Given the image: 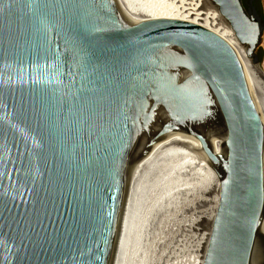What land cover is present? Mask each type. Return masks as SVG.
Wrapping results in <instances>:
<instances>
[{"label": "water", "instance_id": "1", "mask_svg": "<svg viewBox=\"0 0 264 264\" xmlns=\"http://www.w3.org/2000/svg\"><path fill=\"white\" fill-rule=\"evenodd\" d=\"M242 48L197 24L133 22L117 0H0V264H116L156 152L217 175L204 264H264L261 0H209Z\"/></svg>", "mask_w": 264, "mask_h": 264}, {"label": "bare ground", "instance_id": "2", "mask_svg": "<svg viewBox=\"0 0 264 264\" xmlns=\"http://www.w3.org/2000/svg\"><path fill=\"white\" fill-rule=\"evenodd\" d=\"M117 2L124 16L133 22L184 21L214 32L237 52L249 80L247 59L242 48L209 0H117ZM197 152L199 148L194 146L170 147L154 153L141 166L132 182L127 200L116 264H142V257L146 256L144 253L148 251L152 241H149L148 237L150 228L148 230L144 227L147 222L154 223L158 215L162 216L161 218L167 216L169 204L173 205L170 207L176 205V208L180 204L179 200L197 201V195L206 193L208 197L205 201L209 202V210L206 211L207 216L205 211L203 214L209 227L197 263L204 264L211 226L218 209L217 175L211 164L191 156Z\"/></svg>", "mask_w": 264, "mask_h": 264}, {"label": "rangeland", "instance_id": "3", "mask_svg": "<svg viewBox=\"0 0 264 264\" xmlns=\"http://www.w3.org/2000/svg\"><path fill=\"white\" fill-rule=\"evenodd\" d=\"M261 7L264 16V0H261ZM260 47L264 52V32ZM261 69L264 73V57L261 63ZM198 196L200 197L198 198ZM206 197H208L206 193H201L197 195V201L194 199L193 201H186V203L184 200L183 202L179 200L180 202L178 204H180L178 206L182 205L180 206L182 209L180 207L177 208L178 206L175 208L176 205L172 207L173 205L169 204V213L167 212V216L161 218L162 216L158 215L154 223L147 222L144 227L146 229L148 228V230L150 228L148 237L149 241H152H150L151 244L148 251L144 253L146 256L142 257V264L198 263L202 251V244L209 227V223L206 220L209 202L207 200L205 201ZM170 205H172L171 207L173 209ZM171 209L172 211H170ZM154 234L155 236H152Z\"/></svg>", "mask_w": 264, "mask_h": 264}]
</instances>
